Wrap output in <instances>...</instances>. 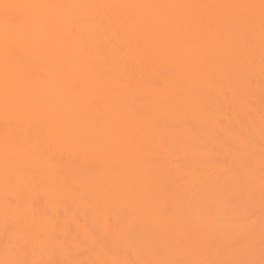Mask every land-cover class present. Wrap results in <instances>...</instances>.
<instances>
[{
  "label": "bare ground",
  "instance_id": "1",
  "mask_svg": "<svg viewBox=\"0 0 264 264\" xmlns=\"http://www.w3.org/2000/svg\"><path fill=\"white\" fill-rule=\"evenodd\" d=\"M0 264H264V0H0Z\"/></svg>",
  "mask_w": 264,
  "mask_h": 264
}]
</instances>
